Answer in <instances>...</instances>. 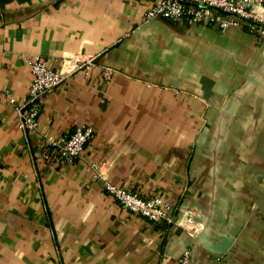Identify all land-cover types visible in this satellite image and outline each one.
<instances>
[{"label":"crops","instance_id":"obj_1","mask_svg":"<svg viewBox=\"0 0 264 264\" xmlns=\"http://www.w3.org/2000/svg\"><path fill=\"white\" fill-rule=\"evenodd\" d=\"M157 1L0 0V264H179L188 248L191 264H264V37L146 22ZM70 54L95 65L21 131L31 62ZM83 125L75 163L45 159L48 137ZM100 174L180 223L125 211Z\"/></svg>","mask_w":264,"mask_h":264},{"label":"built area","instance_id":"obj_2","mask_svg":"<svg viewBox=\"0 0 264 264\" xmlns=\"http://www.w3.org/2000/svg\"><path fill=\"white\" fill-rule=\"evenodd\" d=\"M144 17L146 22L162 18L186 25L216 27L221 31L231 26H240L250 34L264 37V0H158L146 11ZM94 65L93 60L82 54H70L64 57L62 68L54 70L36 57L31 62L32 82L27 97L16 106L19 129L24 132L37 130L45 96L63 85L76 71L87 73ZM11 101L16 103L15 100ZM93 136L94 128L83 125L78 126L68 137H48L45 159L60 158L73 164ZM96 168L99 170V166ZM100 177L105 181L107 194L125 211L154 224L180 223L182 217L178 215L179 210L162 197H144L111 184L101 174ZM185 222L187 226L194 225L192 218H187ZM191 262L192 250L188 248L183 252L179 264Z\"/></svg>","mask_w":264,"mask_h":264}]
</instances>
